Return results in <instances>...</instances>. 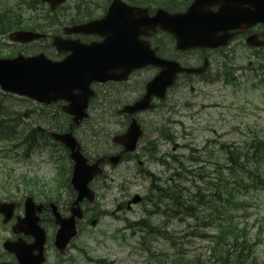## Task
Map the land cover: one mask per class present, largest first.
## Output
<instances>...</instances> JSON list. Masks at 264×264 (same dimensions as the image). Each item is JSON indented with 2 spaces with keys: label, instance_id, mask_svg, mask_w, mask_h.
<instances>
[{
  "label": "rangeland",
  "instance_id": "rangeland-1",
  "mask_svg": "<svg viewBox=\"0 0 264 264\" xmlns=\"http://www.w3.org/2000/svg\"><path fill=\"white\" fill-rule=\"evenodd\" d=\"M0 40L2 43L11 44L7 36H0ZM9 46L5 45L4 48L0 46V53L2 55H6L5 53H9V55L17 54L19 49H15L12 44ZM238 52L234 65L242 64L245 59L243 56L245 53L241 50H238ZM140 79L141 76L135 77L136 82ZM2 98L4 99V97ZM18 100L19 97L17 96L8 99L10 103L13 102L15 104L18 103ZM174 101H177V103ZM186 101L189 102L190 106L186 104ZM9 104H5L6 109L17 110ZM257 107H262V111L258 110ZM263 108L264 99L257 89L247 85L235 91L231 86L217 83L203 85L196 92L190 91L188 88L185 92H182L176 87L167 98L165 105L156 111L146 113L143 117L147 123L146 125H148L149 134L147 138L151 141H157L156 147L162 153L172 152L173 154H179L181 158H188L192 148L198 151H210V159L204 161L207 162L209 167L206 170V179H210V187H205L203 191L208 193L210 189V195H213L216 191L214 183L219 181V172L216 164L219 161L222 165L228 167L227 154L225 155V153L220 151V146L223 143H227L234 148H243L245 143H251L254 138H262L264 140ZM21 109L26 111V105H22ZM101 111L104 112V115L101 114ZM99 114L105 116L106 121L113 122V124L108 126L104 125L107 129L114 131L119 127V124H116L118 120L111 115L112 110L106 105L100 106L97 104L95 106L93 117H97V119L102 117L98 116ZM164 125L166 129H169L170 134L173 135V141L165 139L162 133L158 131ZM89 127L90 124L87 123L83 128L90 132ZM15 143L16 141L6 139L0 141V186L8 183H10L9 187L18 185L16 183L12 184V181L13 183L14 181L19 183L18 179L20 176L26 175L30 179L38 178L40 184L37 186L42 187V190L47 192V194H51L56 171L55 165L40 163L39 153L27 155L25 147L17 148L14 145ZM108 144V148L111 149V143L108 142ZM146 145V141L141 143V147H146ZM185 145L188 146L186 147ZM15 153L18 156H14ZM86 153L89 157H93L95 150L93 147H88L86 148ZM140 153L143 154V150ZM47 154L48 152H45L41 155L46 156ZM149 159L150 156L143 155L144 166L142 168L157 173L159 177L165 180L170 172L163 165L149 161ZM251 163L256 168L257 163ZM261 164L264 173V162ZM137 171H139L137 162L130 159L124 161L118 168L108 167L107 174L109 179L107 180V185L103 186V181H101L99 187H94L98 191V199L92 205V209L96 206V211L101 210V213L107 211L108 214L99 216V224L96 227L91 225L86 227L76 240V246L70 248V261L66 264H94L87 261L86 254L93 258H107L113 264L156 263L153 259L147 260V253L139 245L138 239L129 235L130 230L126 220H137L145 214L141 210V204L134 205L131 210L124 209L117 216L113 217L111 215V212L115 209L118 201L124 197L125 193L130 194L129 196L135 193H144L148 180L142 178ZM239 175H244V173L240 172ZM224 176H229L228 171L225 172ZM200 181L202 179L198 183ZM37 186L36 188H38ZM124 186L128 190H125ZM18 188L25 192L22 184H19ZM246 197L249 199L247 203L250 204L248 208L247 203H245L243 206L238 207L228 205V210L234 215L235 222L240 227L246 225L253 236L257 235L260 225L264 227V190L254 192L250 196L246 195ZM160 221L161 219H157V222ZM184 229L185 226L177 221L172 222L169 228L172 233L176 234H180ZM204 231L206 235L210 234V236L215 235L217 232L214 225H209ZM146 239L149 241L151 248L157 253L163 251L169 256L175 253V248L171 247L164 238L147 236ZM188 239L184 244L185 251L189 255H202L206 260L210 249L207 238L196 237ZM80 250H83V252ZM57 258L59 257L56 256L55 252L51 251L49 262L57 264L55 262L58 260ZM244 258L249 259L247 264H250L252 258H255L259 264L264 261V228L261 242L257 244L252 254L246 255ZM61 259L64 260L63 257Z\"/></svg>",
  "mask_w": 264,
  "mask_h": 264
},
{
  "label": "water",
  "instance_id": "water-1",
  "mask_svg": "<svg viewBox=\"0 0 264 264\" xmlns=\"http://www.w3.org/2000/svg\"><path fill=\"white\" fill-rule=\"evenodd\" d=\"M206 2V5L204 2ZM257 0H243V7H231L229 0H195L191 6V12L187 16L173 15L168 23V29L171 30L179 39V46L186 48L197 44L218 45L221 40L229 38V29L237 27L236 22H244L248 19L259 18L261 12L256 6ZM219 3L220 10L214 12L211 5ZM247 4L246 7L244 5ZM210 5V7H209ZM183 16V17H179ZM36 63V65H34ZM41 62H32L30 59L1 60L0 59V84L6 90L29 95L39 100H56L58 98L75 99L79 96L74 94V89L83 88L89 84L91 80L101 78V73L94 72L92 68L83 65L79 72H69L68 67L65 68V62L58 63L51 68V71H43L40 66ZM35 71H34V70ZM36 73V74H35ZM49 75V76H47ZM173 79L167 85L171 84ZM166 85V86H167ZM47 87V88H46ZM88 101H84L82 105H71L66 107L67 110L75 114L74 122L79 123L87 116L86 108ZM136 130L129 133L125 138L116 137L114 140L125 145L126 151H133L136 148V142L140 136V131L136 134ZM56 138L64 141L71 149V156L75 161V171L73 184L79 190L81 196L86 194L93 195L89 189V182L99 173H102L99 165L103 159H99L94 165H88L78 143L72 138V134L58 135ZM121 155L112 156L109 159L113 163H118ZM72 229L68 232V237L64 234L65 229L58 237V245L64 249L70 241L71 237L76 234L75 220L71 218ZM37 241L27 249H19L17 256L19 264H42L44 261V231L38 228ZM64 235L63 240L61 239ZM38 254H35V251Z\"/></svg>",
  "mask_w": 264,
  "mask_h": 264
},
{
  "label": "trees",
  "instance_id": "trees-1",
  "mask_svg": "<svg viewBox=\"0 0 264 264\" xmlns=\"http://www.w3.org/2000/svg\"><path fill=\"white\" fill-rule=\"evenodd\" d=\"M0 19L2 21L3 14H0ZM7 22V25H10ZM11 119H6L2 122V125L7 129L1 131L2 126L0 122V133L7 138L14 136L15 128L11 123ZM233 156V155H232ZM239 156V155H238ZM234 157V156H233ZM237 160V156L234 158ZM234 162V161H233ZM235 163V162H234ZM235 168V166H233ZM259 185H264L262 182L254 184V187ZM153 188L158 194L154 200L150 201L155 205L157 199L162 203V205H157V210L163 212V215L168 218H178L181 221H187L188 216H192L194 222V236H202L204 228L209 225H216L217 232L213 236H209V240L213 244L211 248L210 264H244L246 261L245 254L251 253V241L248 236V231L246 228H241L234 222L233 216H227L225 202L223 200L224 195L218 192L214 199L198 197L194 198L192 194L189 195V199L184 197V192L179 189L178 185L176 187L167 184L162 186L158 182H153ZM225 189L230 194V183L225 184ZM232 195V194H230ZM200 198V199H199ZM229 198V197H228ZM199 199V200H198ZM191 202H194L193 205ZM219 205V207L217 206ZM163 206V207H161ZM182 214V215H181ZM142 226L153 228V225L140 222ZM196 230V231H195ZM239 255H236V253ZM184 258V257H183ZM202 257H197L195 259L185 260V258L180 261L181 264H206ZM173 264H176L173 263Z\"/></svg>",
  "mask_w": 264,
  "mask_h": 264
},
{
  "label": "flooded vegetation",
  "instance_id": "flooded-vegetation-1",
  "mask_svg": "<svg viewBox=\"0 0 264 264\" xmlns=\"http://www.w3.org/2000/svg\"><path fill=\"white\" fill-rule=\"evenodd\" d=\"M115 1L117 0H68L62 10L61 17L66 21V25L81 24L91 19L101 18L102 16H104L107 13L108 8H110V6ZM124 2H127V4L133 6L147 7L150 0H124ZM117 5L120 6L118 3ZM47 7L48 6H44V8ZM121 7H124V5L122 4ZM255 28V32L261 33L263 30V25H257ZM72 37L78 38L86 43L102 39L99 34L93 33H79L73 35ZM45 38L48 39L50 37ZM257 66H259V64H257ZM99 84L100 83H96L95 85L99 86ZM46 121L48 123L50 122L49 117H47ZM5 194V191H3V194L0 196V201H4L2 203H5L4 205L0 206V237L2 238L0 262H4L7 260L12 261V259L14 258V255L10 254L6 250L5 244L7 241H16L22 236V234L14 228L25 215V201L22 195L12 197L6 196ZM57 204L60 210L64 212V207L62 206V204H60L59 201L57 202ZM45 212L50 213V209L46 208ZM25 239L27 241H32L31 236H26Z\"/></svg>",
  "mask_w": 264,
  "mask_h": 264
}]
</instances>
